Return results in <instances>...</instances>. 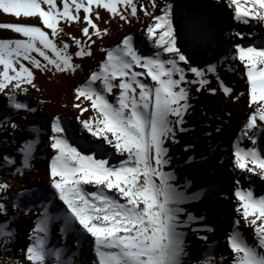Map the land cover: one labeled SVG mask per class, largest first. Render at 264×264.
I'll list each match as a JSON object with an SVG mask.
<instances>
[{
	"label": "snow or ice",
	"instance_id": "1",
	"mask_svg": "<svg viewBox=\"0 0 264 264\" xmlns=\"http://www.w3.org/2000/svg\"><path fill=\"white\" fill-rule=\"evenodd\" d=\"M149 2L151 10L139 0H0V12L16 18L14 23H0V29L21 37L0 39V94L6 95L16 110L35 111L18 99L30 87L39 91L35 70L53 75L75 73L80 64L73 63L69 52L72 44L78 49L75 57L93 55L94 37L102 39L110 34L108 27L99 26L101 22L131 23L132 18H139L138 12H143L152 20L146 26V35L158 49L154 55L141 54L131 35H125L115 48L101 49L106 58L99 70L75 89L78 103L72 107L79 110L76 119L87 134L83 145L72 142L60 116L52 120L50 147L54 155L49 180L62 204L53 205L58 212L55 216L45 207L29 238L31 243L22 250L24 260L16 264H74L71 257L65 258L64 248L49 246L50 226L57 219L63 221L62 233L91 237L96 257L93 264H185L188 252L183 229L196 217L187 213V220H182L186 213L182 205L197 199L198 194L188 196L175 185L174 173L165 171L170 163L165 145L169 140L178 142L177 129L186 130L184 117L191 107L187 86L198 85L196 91H201L210 84L209 74L218 80L219 74L215 64L206 69L192 66L190 57L178 45L172 4L160 8L158 0ZM227 2L238 22H264V0ZM158 8L159 14H154ZM101 10L108 14L107 20ZM27 18L39 23H26ZM61 21L83 24L81 37L66 33ZM64 36L70 42H65ZM235 36L246 39L242 32ZM231 59L243 66L252 109L242 135L253 147H240L237 142L234 164L242 172L264 180V149L256 147L258 134L264 133V41L236 43ZM189 72L193 79L187 78ZM149 78L151 83L147 82ZM219 84L223 93L231 96L233 90L223 81ZM114 89L119 92L115 103L109 99ZM209 91L215 94L216 89ZM85 101L90 103L84 106ZM89 108L95 115L82 118ZM35 143L26 141L20 148L25 169L31 167ZM105 145L113 150L112 155ZM116 156L120 157L118 163L114 162ZM3 161L15 163L9 156ZM16 173L22 175L23 171L17 168ZM10 187L7 182L0 183V192ZM235 196L241 219L227 237L231 264H264V194L257 196L251 188L238 187ZM6 213L5 204L0 202V214ZM241 221L253 229L252 241L239 231ZM7 228V224L0 226L5 244L13 236ZM201 239L207 240V236ZM198 264H215L211 250Z\"/></svg>",
	"mask_w": 264,
	"mask_h": 264
},
{
	"label": "bare ground",
	"instance_id": "2",
	"mask_svg": "<svg viewBox=\"0 0 264 264\" xmlns=\"http://www.w3.org/2000/svg\"><path fill=\"white\" fill-rule=\"evenodd\" d=\"M173 1L174 0H158V4L159 7H163L166 3H170L173 6ZM177 4L188 12V14H185V17H188V19H186L187 22L183 24L181 28H177L175 25L179 21L178 9H175V6H173L172 14L173 20L175 21L173 27L177 33L178 45L190 57L192 66L206 69L208 65L215 64L217 66V71H219V65L222 67L219 80L214 78L213 74L208 75L210 84H214L220 94L227 100L226 107L228 110L223 112V117L227 120L224 122L225 131L221 140L222 143H219L221 145H219L218 154L211 153L216 155L219 161L213 169V175L209 178V184L206 190L210 198L212 196H218L222 199L223 202L222 205H220L221 212L217 218H215V224L205 226L204 223L198 226H188L190 229L184 231L186 236L187 233L189 234L187 238L188 242L191 241L193 234H196L197 240L201 239L203 236H207V240L213 238L210 245H200L197 249L193 248L191 252L197 256H205V254L209 253L211 250L214 258L218 259L220 264H222L221 255H223L225 259H228V261L231 258L230 249L227 245V237L236 226L235 222L241 219L240 214L237 212L239 201L235 196V191L238 187L242 189L251 188L257 196L264 194V180L260 179L258 176L242 172L236 168L234 164L233 152L237 142H239L240 147H253L250 140L242 135L252 109L249 107L247 78L244 74L243 66L238 60L231 59L233 46L236 43L258 44L264 41V22H257L256 20H252L249 24L238 22L234 18V10L232 7L228 6L227 0H178ZM222 7L225 8L223 13L226 15L227 19L221 23L220 18L215 16V12H217L216 9ZM156 12L157 11H154V14H159V12ZM138 17V19L132 18L131 23H127V27L126 25H122L123 27L121 29L119 28L114 31L109 37L104 36L103 39H100V46H92L93 55L91 57H75L74 53L78 49L72 44L69 52L73 54V63L80 64V68L77 69L75 73H56L53 75L51 73L35 70V84L38 89H41L37 91L30 87L26 95L23 93L18 95V99L27 103L29 107L34 108L35 111L13 109L9 104L7 96L0 94V116L2 118L17 114H27L28 117L31 118L30 123L26 125V128L23 130V135L20 137L23 139L24 143L26 141H36L35 149L37 150L40 149L43 143L46 145L45 153L40 155L41 159L36 162L31 160L30 168L32 170L35 168L37 169V165H41L39 166L41 169L49 172V164L54 155V151L50 147V136L52 134L51 122L56 116L62 118L63 124L68 128V134L74 144L83 145L85 143L84 137L87 134L83 132L79 121L76 119V117L80 115L79 110L73 108L72 105L78 103L75 99V89L85 84L91 73L98 71L100 64L105 60L106 52L101 49L115 48L121 43L125 35H131L133 36L134 46L141 54L154 55L155 52L158 51L146 35V26L152 23L151 18L145 17L143 13L138 14ZM14 22H16V18L0 12V23ZM24 22L30 24L39 23L37 19L32 18H27ZM61 25L64 26L66 33L71 34L69 30L73 23L67 25L61 21ZM46 31L50 32V30ZM0 32V37L2 39L21 38L18 34L11 32V30L0 29ZM236 32L244 33L246 39L241 41L239 37L235 36ZM71 35L74 36L73 34ZM219 35L220 38L218 37ZM64 41L70 42L68 36H64ZM162 56H166V54H162ZM25 63L27 64V62ZM181 66L187 67V65H183V63H181ZM137 70L139 71L140 69ZM77 72H79L78 76H73L77 74ZM71 81L73 82L71 83ZM219 81H223L225 86L233 90L231 96L223 93ZM147 82L151 83L150 78ZM71 85H74L72 89V98L66 99V91L70 89ZM97 86H99V82H97ZM113 91L114 94L110 95L109 99L111 97L116 98L119 94L118 89H114ZM241 93H244V95H240ZM237 95L240 97L238 100L239 108L235 110L231 107V101L235 99ZM192 99L193 96L190 94V101ZM89 103L90 102L85 101L84 106ZM192 105L193 100L191 101V106ZM93 115H95V113L89 108V111L84 113L82 118L88 119ZM87 139L89 142L92 141L90 136H88ZM257 140L258 143L256 147L264 149V133L258 134ZM96 143H99V141H96ZM105 148L109 154H113V150L109 146L105 145ZM38 180L47 182V185H36V187H38H34L36 190L33 188V191L20 193L17 205L21 206L22 202L25 200H29L32 205L44 204V208L37 212V218H41L45 207L48 208L50 215H58V212L53 209V205H61L62 202L58 200V197L54 195V190L48 185L50 180L45 176H41ZM237 181H239V184ZM0 195L4 196L2 193H0ZM58 221H62V219H57L53 221V223ZM206 228H211L213 231H205L204 229ZM193 229H197L198 231H194ZM239 231L247 240L252 241L254 239L253 229L244 224L243 221H241ZM216 238H219L220 241L217 242ZM73 262L74 264H79L76 259H73ZM224 263L231 264V261Z\"/></svg>",
	"mask_w": 264,
	"mask_h": 264
},
{
	"label": "rangeland",
	"instance_id": "3",
	"mask_svg": "<svg viewBox=\"0 0 264 264\" xmlns=\"http://www.w3.org/2000/svg\"><path fill=\"white\" fill-rule=\"evenodd\" d=\"M177 2L178 0L173 1V6H175V9H178L179 19V21L177 19L178 23L175 26L181 28L187 22L186 19L188 17H185V14H188V12L183 10ZM139 3L147 7L149 6V10H151L149 0H139ZM224 9L223 7L218 8L216 9L217 12H215V16L220 18L221 23L227 19L223 13ZM153 11H157L156 13H158L159 8ZM142 13L138 12V14ZM101 15L104 17V20L108 19V14L103 10H101ZM174 23L175 21L173 20ZM122 25H126L127 27L128 24L124 21L112 20L107 25L101 22L99 26L108 27L109 33L112 34L119 28L121 29L123 27ZM71 26L69 30L71 34L80 38L83 24L73 22ZM110 34L107 36L109 37ZM218 37L220 38V35ZM0 39L2 38L0 37ZM94 39H96L95 46H100V39L95 37ZM221 69L222 67L219 65V71H217L219 77L222 72ZM78 73L73 76H78ZM213 77L217 78L216 75H213ZM187 78L193 79L194 77L189 72L187 73ZM73 86L71 85L70 89L66 91V99L72 98ZM187 87H189L190 94L193 96V105L184 117L185 123L183 127L186 130L181 132L177 129L175 139L178 142L174 143L169 140L165 145L169 149L168 156L170 157V163L165 168V171L174 173L175 185L181 191H185L188 196L198 194L197 199L182 205L186 213L181 216V219L187 220V213H191L196 217V220L189 226H198L204 223L205 226H208L215 224V218L221 212L220 205L223 202L218 196H212L210 198L206 190L209 184V178L213 175V169L219 161L218 157L214 154H218L219 145H221L219 143L225 131L224 122L227 119H224L223 112L228 110L226 107L227 100L220 94L214 84L205 86L201 92L196 91L198 85H189ZM212 88L216 89L215 94L209 91ZM115 99L111 97L110 101L115 103ZM191 101L189 100L190 105ZM231 102L232 109L236 110L239 108L238 100L233 99ZM30 119L27 114L9 115L6 118L0 116V183L7 182L11 185L7 191L0 192L4 194V196L0 195V202L4 203L7 208L6 214H0V226L7 224V230L13 233V236L9 238L7 244L4 243L5 238L0 236V264H16L17 261L24 260L22 250L24 249L26 251L27 246L31 243L29 238L40 220V218H37V212L44 208V204L32 205L29 200L23 201L19 207L16 206L20 193L33 191L35 188H38L36 185H47V182L38 180L41 176L49 179V172L41 169L39 167L41 165H37V169L35 168L33 170L31 168H23V155L20 152V148L23 146L24 141L20 137L23 135V130L26 128V125L30 123ZM13 123L17 125L15 129L11 127ZM45 149L46 145L44 143L40 146V149H35L32 161L36 162L40 160V155L45 153ZM5 156H9L15 163L11 165L5 164L3 161V157ZM119 159L120 157L116 156L114 162L118 163ZM17 168L22 169V175L16 173ZM88 187L91 189V186ZM62 226L63 221L51 224L49 246L64 248L66 250L65 258L71 257L74 260L76 259L79 264H93L96 258L91 237L82 236L77 232L64 234L61 232ZM186 229H190V227H185L183 231ZM188 236L189 234L187 233L186 245L188 256L185 258V264H198V261L204 259L205 256L194 255L191 250L193 248L197 249L200 245H210L213 238L207 241L204 239L197 240L196 234H193L191 241L188 242ZM216 239L217 242L220 241L219 238ZM223 258L222 264L231 261V258L229 261L225 257ZM215 264H220V261L215 259Z\"/></svg>",
	"mask_w": 264,
	"mask_h": 264
}]
</instances>
